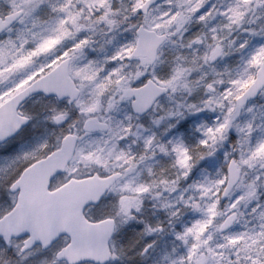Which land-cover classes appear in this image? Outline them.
Returning <instances> with one entry per match:
<instances>
[{"label":"snow or ice","instance_id":"snow-or-ice-1","mask_svg":"<svg viewBox=\"0 0 264 264\" xmlns=\"http://www.w3.org/2000/svg\"><path fill=\"white\" fill-rule=\"evenodd\" d=\"M233 55L234 68L217 69ZM177 93L151 123L215 114L194 146L141 122ZM257 96L264 0H0V152L15 153L0 163V264H112L123 225L166 230L141 220L149 197L183 225L167 264H264Z\"/></svg>","mask_w":264,"mask_h":264},{"label":"rangeland","instance_id":"rangeland-1","mask_svg":"<svg viewBox=\"0 0 264 264\" xmlns=\"http://www.w3.org/2000/svg\"><path fill=\"white\" fill-rule=\"evenodd\" d=\"M115 2L117 4H119L120 0H115ZM210 2H217V0H210ZM192 30L198 31L199 26H195ZM233 35H235V34H233ZM230 38H232V37H230ZM253 43H255V41H253ZM185 51H188V50H185ZM170 54H171V50L166 46L165 53H164L165 58H169ZM238 62H239L238 55L228 56V57H224L223 59L218 60L216 63V67L218 70L223 71V69L226 65L230 68H234V65L237 64ZM189 101L190 102H196L195 94L189 98ZM253 103L257 104L258 106L264 105V97L259 96V98ZM25 107L29 108V110H38V109H32L30 104L25 105ZM214 119H215V114H213V113L186 114L182 119H179L178 121L175 119L172 120V123L175 124L174 128L169 129L167 132H164L163 129H161V132L163 133V135L167 139H172L173 137H180L185 141V143L189 144L190 146H194L197 143L198 139L200 138V134L196 130L197 125H199L202 122H209L210 123ZM34 122H35V120L30 122V124L34 123ZM141 122L145 125L146 128L151 127V118L148 115L145 118L141 119ZM154 130L155 129H153V131ZM185 132L188 133L187 137H185ZM234 138H235V133H233L229 137V141L226 142L225 147L230 145ZM16 146H17V148L19 147L18 144ZM14 154H15L14 152H0V163L3 162L5 156H11ZM211 159L215 161V163L212 166H209L208 163H206V161H200L194 167L190 178L184 182L185 187L187 186L188 183H191L193 180L202 178L201 177L202 169L207 168L209 172L215 171V168L219 166V162H222V160H223V150L218 152L217 157H214ZM149 204H151V202H146V207H148ZM151 210L153 212L154 219L152 220L150 218V215L147 214L146 215V222L151 223V224H156V223H161L163 225L166 224L167 229L165 228L166 230L164 232H167V235L165 236L164 232H162L160 234L154 233L151 235H143L142 239L140 240V243L137 244V247L142 248L143 246H145L149 243H152V241L156 240V238H158L159 241H161L165 238L163 243H160V245H159V242L157 243V245L160 246L159 251H155L153 249L150 251V253L153 254L152 256H160L162 259H158V260L162 261V260H164L165 255L167 253L171 252L172 248L179 243L178 241H175L173 229L180 230L183 227V225L180 223H177L175 225L169 226L168 225V217H167L166 212H164L162 209L154 208L152 206V204H151ZM191 217H192V213L187 212V213H185V216L183 219L185 221H190ZM121 228L113 236V240L116 242L117 247H121V237H122ZM142 233H143V227L138 226L137 234H142ZM137 234H136V236H137ZM155 244H156V241H155ZM148 261H149V259H148ZM154 261H155V264H158V262L156 260H154ZM112 264H121L120 259L112 262ZM125 264H130L128 259L126 260Z\"/></svg>","mask_w":264,"mask_h":264},{"label":"clouds","instance_id":"clouds-1","mask_svg":"<svg viewBox=\"0 0 264 264\" xmlns=\"http://www.w3.org/2000/svg\"><path fill=\"white\" fill-rule=\"evenodd\" d=\"M252 27H256L257 29H259V22L254 23L252 25ZM181 100H183V94H181V93L175 94V96L172 99L169 98L168 94L161 95L159 98L160 107H158L154 112H152L148 116L151 118V121L155 118L163 116L164 113L167 112L169 109L174 110L177 107V101H181ZM186 114H187V112L185 113V115ZM169 123H172V120L164 119V120H161L159 125H154L151 123V128H152V130L155 129L154 131L157 133V135H159L161 137V139L168 140L163 135V133L161 132V129H163V131L166 132V129H167V126ZM146 202H151V204L154 208L162 209L159 207L158 202L153 200L151 197L147 198ZM162 210L165 212L164 209H162ZM144 212H145V210H144ZM143 213H141V215ZM156 234H160V233H156ZM143 235H151V234L145 233L144 231L142 234H137V236L132 240L130 245L127 246V248H126L128 261L132 262V264H143V261L146 260L148 256L153 255L149 251L146 254L143 253L142 250L144 249L145 246H143L142 248L137 247V244L140 243V240L142 239ZM153 241H155V240H153ZM137 258H140L139 262H137ZM153 259H156V257H153ZM158 264H167V262L165 260H162V261H158Z\"/></svg>","mask_w":264,"mask_h":264},{"label":"flooded vegetation","instance_id":"flooded-vegetation-1","mask_svg":"<svg viewBox=\"0 0 264 264\" xmlns=\"http://www.w3.org/2000/svg\"><path fill=\"white\" fill-rule=\"evenodd\" d=\"M187 135H188V133L185 132V137H187ZM152 210H151V204H149L148 207L145 208V212L141 215V218H143L144 215L146 216L147 214H149L150 218L153 220L154 216H153ZM138 226H139V222L138 221L129 222L128 224L122 226V228H121V230H122L121 246H123L125 254H124V256L121 259H124V257L126 259H128L127 258L126 248H127V246L130 245L132 240L136 237ZM164 226L166 228V224ZM164 234L166 236L167 232H164ZM164 240H165V238L163 239V241ZM139 259L140 258H137V260H139ZM158 259H162V258L160 257Z\"/></svg>","mask_w":264,"mask_h":264},{"label":"trees","instance_id":"trees-1","mask_svg":"<svg viewBox=\"0 0 264 264\" xmlns=\"http://www.w3.org/2000/svg\"><path fill=\"white\" fill-rule=\"evenodd\" d=\"M140 223H141L142 226H144L143 222H140ZM152 260H153V259H149V261H148V259H146V260L143 261V264H154V263L152 262ZM153 261H154V260H153Z\"/></svg>","mask_w":264,"mask_h":264},{"label":"water","instance_id":"water-1","mask_svg":"<svg viewBox=\"0 0 264 264\" xmlns=\"http://www.w3.org/2000/svg\"><path fill=\"white\" fill-rule=\"evenodd\" d=\"M258 97H259V96L255 97V98L253 99V102H254L255 100H257Z\"/></svg>","mask_w":264,"mask_h":264}]
</instances>
